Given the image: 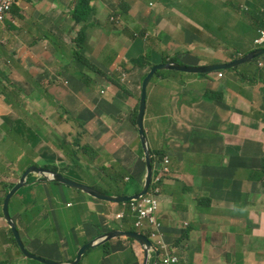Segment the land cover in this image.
<instances>
[{
    "label": "crops",
    "instance_id": "0c3cea01",
    "mask_svg": "<svg viewBox=\"0 0 264 264\" xmlns=\"http://www.w3.org/2000/svg\"><path fill=\"white\" fill-rule=\"evenodd\" d=\"M48 1L55 3L54 15L42 12L47 11ZM48 1L16 0L11 16L6 20L5 25L1 26L4 38L0 41L4 40L3 46H7L10 50L14 47L20 49L22 55L13 66L10 78H7L5 70L0 69V79L8 84L21 85L26 81L25 77L53 73L64 65L68 75L64 78V83H54L56 92L53 98L54 102L65 104L70 115L75 118H78L79 112L92 108V103L97 101L93 96L95 84L88 75L79 74L78 66L71 67L68 62L63 63L61 61L63 55L76 52L81 56L100 60L94 49L97 45H107L120 47L124 57L133 59L139 56L140 58L146 55L149 36H153L161 39L165 50L171 55H178L187 66L227 63L233 61L232 57L236 52H241L238 55L241 57L255 49L254 40L261 29L258 19L264 15V0H222V2L134 0L131 4L122 2L127 7V11L122 15L120 30L112 23H101L94 26V30L87 31L89 26L93 25L79 24L78 19L80 17L88 19L91 14L94 16L95 6L101 8L103 14H107L102 8V0H90L87 8L76 15L72 12L77 9L79 0H63L71 4L69 12L72 21L82 26V29L78 33L74 32L75 36H73L70 28L72 21L69 22L66 12L59 13L63 5L62 1ZM204 3L210 5L213 10V16L207 22L200 16L196 17L189 10L195 7L199 11ZM132 6L136 15L134 18L128 16ZM64 14L66 17L63 16ZM205 23L209 25V30L201 27V24ZM108 33L110 35L106 36ZM251 36H253L252 44L247 45ZM223 42L224 45H221ZM3 61L7 60L0 55V64ZM132 69L133 65L130 70ZM223 73L222 77L215 73L206 77L189 76L192 74L172 75L167 81H159V88L155 90V104L152 107V111L155 107L157 109L156 118L151 117L150 114L148 118L146 114L145 118V125L147 119L149 121L151 128L149 135L153 146L165 152V156L170 160L169 168L172 172V179L169 181L172 183L168 184L170 188L164 193L165 199L161 201L160 208L164 235L154 232L150 236L153 243L162 248L166 245L176 246L175 240L183 234L181 225H191L193 230L187 242H190L194 248L191 254L194 255L195 261L185 260L182 264H235L241 260L249 264L252 261L264 262V238L257 234L259 222L254 223L251 220L256 216L259 221L264 213V202L259 199L260 195L264 197L263 187L258 182H252V185L259 188L256 194L254 196L249 192L241 194L238 185L245 182L235 178L239 170L251 172L245 169L251 161L245 163L239 158V140H243L242 148L248 153L253 155L264 153V59L241 65L238 70L232 69ZM133 75L136 76V73ZM87 82L90 85H87ZM67 91L75 94L83 92L86 100L83 103L66 101ZM181 92L184 93L183 105L180 104ZM110 96L115 99L114 94ZM7 102L16 106L14 94L8 96ZM190 102L192 105H188ZM180 113L184 118L177 121V115ZM162 115H165L161 119L166 123L154 124ZM26 120L25 118V122L15 125L13 130L27 139L35 150H50L47 146L51 142L52 146L56 140L65 139L61 136L58 139L45 141L39 128L31 129ZM38 121L45 130L49 131L46 123L55 122V119L51 114L44 113ZM155 128H161L164 132V135L159 137V142L153 133ZM109 135L119 138L117 130L110 131ZM4 143V141L0 142V147L4 148V151L0 152V180L4 176L15 174L19 169L18 165L11 161L13 152L4 146ZM131 154L136 156L137 166L139 155L135 151ZM23 159H25L24 164L29 161V158L24 156L20 162ZM65 161L69 165L66 159ZM69 161L77 163L72 156ZM97 162L98 159L89 158L83 169L97 170ZM136 169L140 174L146 171L139 166ZM229 174L233 179L228 181L226 188L223 189L217 181L228 180ZM2 194L0 192V201ZM246 195L251 196L250 203L239 207ZM199 197H208L212 200V212L201 214V221L204 222L206 219L209 229L216 230L214 233L216 239L208 242L202 237L193 235L200 229L197 222L171 221V218L177 217L178 214L181 218L191 214L192 208L198 211L195 200ZM52 198L56 199V196ZM30 204H33V199L24 201L20 210L25 212ZM88 205L91 209L97 208V205L89 200ZM32 207L29 212H35L37 215L40 210L46 212L44 202L29 206ZM18 208L19 201L15 202V210ZM85 215L90 218L87 208ZM1 217L3 216L0 207V264H40L30 261L20 253L12 237L9 236L8 225ZM242 223L244 225H239ZM23 227L27 236L34 235L32 224L24 226L23 223ZM19 229L24 240L26 235L22 227L19 226ZM48 231L47 224L43 223L42 236L31 242H23L36 255L58 262H71L76 257L81 244L70 245L65 254L61 252L43 254L40 250L47 245ZM74 232H82L85 238L88 237L87 233L93 234L84 226L74 228ZM205 251L208 252L207 256L204 255ZM166 256L170 255L166 254ZM133 257V252L127 250L116 260L123 259V264H130Z\"/></svg>",
    "mask_w": 264,
    "mask_h": 264
},
{
    "label": "rangeland",
    "instance_id": "374dc122",
    "mask_svg": "<svg viewBox=\"0 0 264 264\" xmlns=\"http://www.w3.org/2000/svg\"><path fill=\"white\" fill-rule=\"evenodd\" d=\"M48 1V0H47ZM63 5V9L61 7V10L59 13L66 12L69 22L72 21L69 7L70 2H63L61 0ZM134 0H102V8L105 9V12L107 14H103V10L97 6L96 8V14L93 16V14L90 15V18H82L80 17L78 19L79 24L87 23L91 24L93 26H89L87 31L94 30V26H98L101 23H112L114 26H117L120 30L121 22L123 20L122 18V2H127L129 4L133 3ZM222 2V0H217ZM152 2H155V0H152ZM140 5V4H139ZM151 7V6H150ZM54 8L55 3L48 1V7L47 11H42L44 14H50L54 15ZM39 10V9H38ZM81 11L73 10V15L79 14ZM66 14L63 16L66 17ZM128 16L130 18H134L136 15L134 13V6H132V9H129ZM1 21L4 20V18L0 19ZM77 24L76 22L72 21L70 24L71 32L73 36H75V33H78L82 26ZM110 34H106V36H109ZM74 40V37H73ZM253 40V36L250 37L248 40L247 45H251ZM7 48V46L5 47ZM47 50V49H46ZM7 51L12 54L16 55V59L18 60L20 57V54L17 55L15 52L22 53L21 50L17 48H13V50H10L7 48ZM48 51V50H47ZM94 52L96 55L100 57V60H94L88 56H78L76 52H71L70 54L63 55V58L61 61L63 63L68 62V60L77 61L78 63L76 66H78V72L80 75H88L91 80H93V84L99 85L98 93L99 95L105 97L110 96L111 94H115V102L111 104L112 106L108 110L110 112V115L108 113H101L98 111H86L83 110L79 112L78 119L85 124V128L87 130V133L91 136L86 138V140H91V145L94 146V149L96 152H99L100 150H108L112 153L110 155L112 158H109L108 154L106 152L101 151L99 153V156L102 160H107L108 162H117L118 164V170L120 168H124L125 172L130 174L132 177L135 175L136 177L143 179L144 174L138 173V170L136 168L141 167L144 168L143 160L139 156V161L137 162L136 166V156L134 154H131L134 150V143L136 141L135 133H136V127L132 123L134 119L133 111L138 104V100L140 97V84L141 80L146 73L147 70L143 71V67L141 68H135L134 73H136V76L131 74V78L127 79V74L131 68L132 65H135L137 63V60L139 56H136L135 58L130 57H124L122 55V50L120 47H111L107 45H97L94 49ZM7 61H4V64L6 66H10V60L6 59ZM213 65V63H211ZM140 69V70H139ZM161 75V77H167L169 74H171L170 70H161L158 71ZM156 76V75H155ZM155 76L153 77L152 81L149 84L148 87V93H147V102H150L149 110L147 112V118L148 114H150L151 117H155L157 115V109L155 107L154 111H152L153 104H155V92L154 88L152 87L155 83ZM129 77V74H128ZM65 80H61L60 83H64ZM143 82V81H142ZM109 83H113L114 87L110 88ZM87 85H90V83L87 82ZM48 90L54 94L56 92V86L54 84H50L46 86ZM83 92H79L77 94L72 93L70 91H67L66 93V101H80L84 102L86 100V97L83 95ZM44 98L47 100V97L44 95ZM180 108V107H179ZM38 109L42 113H48L49 109L58 111L61 113L63 117H67L69 115L68 110L66 109L65 104H59L58 102H54V98L47 101L45 106H38ZM163 116H159L157 121L154 124H164L166 123L165 120L161 119ZM114 118V126H117V133L119 135V138L117 140V143L120 144V146L117 145L116 142L113 141V136L109 135L110 128L107 125V121L110 119L106 118ZM177 121L182 120L184 118L183 114L177 115ZM146 118V116H145ZM144 118V123H145ZM156 118V117H155ZM154 118V119H155ZM31 119V118H29ZM28 122V120H27ZM146 130V137L148 139V143L151 144V139L149 137V134L151 133V128L149 125V121L147 119L146 125H144ZM39 130L48 141H50V133L45 130L42 126H39ZM83 132V130L80 128V134ZM154 135L157 138V142H159L162 135H164V132L161 128H155L153 130ZM6 138V142L4 143V146H6L8 149L13 151L14 155L12 158V162L15 164L20 163L19 156L20 154H23V152H28L29 148L28 146L22 142L21 140H18L16 136L12 132V126L9 124L5 129L4 133L0 130V140ZM51 144H53L51 142ZM137 153V152H136ZM42 157V160L37 164V166H49L54 167L55 170L61 172L67 179L78 182V183H85L90 184L88 181L83 179L77 172V169H65V166L59 165V159L57 156L48 154L45 157ZM165 159V158H164ZM260 158L252 159V163H258L260 162ZM51 162H54L52 165ZM167 165V164H166ZM169 165V164H168ZM167 165V166H168ZM224 167V166H223ZM222 167V168H223ZM105 171V170H101ZM83 174V172H81ZM109 174H113L112 172H108ZM161 173V165L157 164L154 168V177L160 176ZM230 175V174H229ZM21 175H16L15 178H20ZM243 177H246L244 175ZM232 176L230 175V178L226 181H217L221 184L222 188H226V184L228 181H230ZM93 182L92 180L90 181ZM127 184L129 187L134 183L133 177L129 181H127ZM183 183V182H181ZM154 188V185H152ZM239 192L242 194L243 192H249L254 196L256 192L259 190V188L255 185H252L251 183L245 182L244 184H239ZM7 190V189H6ZM3 192L4 196V191ZM56 196V199H53L52 197ZM88 195L81 193L80 191L73 189L65 184L59 183H53L48 181H41L39 180L35 175L30 176V184L22 189L19 190V192L14 196V198L11 200L10 205V214L13 219H16L19 223V226L22 227L23 233L25 234V228L24 226H31L33 227L34 235L26 236L24 237V241L31 242L35 240L37 237L43 235L42 233V226H43V219H45L46 224L49 228L50 235H48V241L45 248H42L40 251L43 254H54V252L58 253L61 252L62 254H65L67 249L70 247V245L75 246L77 243L84 244L88 238H85L82 232H74V228H82L83 223L88 219V216L85 215V206L81 203L82 201H86V198ZM62 197V198H61ZM33 199V204H42V202L46 205V212L43 210H40L37 218L31 219L30 217L26 218L25 215H23V211L20 210V207H23L24 201H30ZM165 199L164 194H160L157 197L158 201H162ZM5 199H2L0 201V207L3 212V206H4ZM19 201V208L18 210H15V202ZM67 202H70L72 205L70 208L66 207ZM28 203V202H27ZM26 203V204H27ZM33 204H30L33 206ZM29 205V206H30ZM48 205V207H47ZM27 206V211L33 209L29 208ZM111 219L113 218V215L110 216ZM158 217L160 218V211H158ZM1 219H4L6 222V219L4 217H1ZM168 219V218H166ZM188 220H193L197 222L200 225V229L195 232L193 235L196 237H202L205 242L210 241L211 239H216L215 237V231L213 229H209L208 227V221L205 219L204 222L201 221V214H199L194 208H192V213L185 216L184 218H181L178 214L177 217L171 218V221H175L177 223H183ZM252 222L257 223L259 222V227L257 228V234L264 238V213L261 215V219L258 221L256 216L252 217ZM164 222V221H163ZM7 224V222H6ZM206 226H203V225ZM244 225V223L239 224ZM238 225V226H239ZM257 225V224H255ZM135 227V226H134ZM125 246L128 245V242H123ZM174 247V248H173ZM132 249V248H131ZM164 253L173 257L182 258L183 260L187 261H195L194 255L191 253L194 251V248L192 247V244L190 242L184 241L179 246H172L169 247L168 245L163 247ZM174 249V250H173ZM200 251H203V249H200ZM136 254V253H135ZM205 256L208 255V252L205 251ZM157 258L158 260L156 261ZM264 258V253H263ZM49 260V259H47ZM161 260L160 254L157 252L154 253V257H151L152 264H159ZM53 261V260H51ZM124 260H116V259H109L107 260L104 256V248L101 246L94 247L85 254L84 262L82 264H123ZM60 264V263H59ZM203 264V263H202ZM251 264H264L261 261H252Z\"/></svg>",
    "mask_w": 264,
    "mask_h": 264
},
{
    "label": "clouds",
    "instance_id": "9594fccd",
    "mask_svg": "<svg viewBox=\"0 0 264 264\" xmlns=\"http://www.w3.org/2000/svg\"><path fill=\"white\" fill-rule=\"evenodd\" d=\"M15 5H16V0H0V19L4 18L3 21L0 20V39L4 38V34H3L1 26L5 25V22L11 16V13H12ZM201 27L204 30H209V26H208V29H206V28H204V25L201 24ZM4 44H5V41L1 40L0 41V55H2L4 57V60H6V59L10 60V66H6L4 64V61H3V63L0 64V69L5 70L7 78H10L12 73H13V66L17 63L18 60L16 59V55H12L7 51V48H5L6 46H3ZM221 45H224V42L221 43ZM254 46H255V49L253 51L264 49V27L259 30V33L254 40ZM1 49L3 50V52L1 51ZM45 51H47V50L45 49ZM253 51H251V52H253ZM251 52H249L248 54H250ZM15 53L17 55L20 54V56L22 55V53H18V52H15ZM240 53L241 52H236V55H234L232 57L233 61H231V62H234L235 60H238V59L248 55V54H245V55L239 57L238 55ZM168 54L171 55L170 53H168ZM77 55L82 57L79 54H77ZM171 56L177 58L180 61V64L173 63V62H169L167 64L187 66L178 58V55H171ZM143 58H144V56L137 59V63L135 65H133L132 71H134L135 68H141L140 64L143 62V60H144ZM155 58H157L158 61L160 60L158 55H155ZM262 59H264V56L258 57L254 60L247 62V63L260 62V60H262ZM231 62L218 63V64H213V65L229 64ZM77 63H78L77 61L68 60V64L71 67H76ZM247 63H244V64H247ZM161 64H163V63H158L156 65H161ZM244 64H241V65H244ZM213 65L207 64V66H213ZM241 65H238V66L233 67V68L228 69V70L215 71V72H211V73H207V74H193V73L179 72V71L173 70V72H170L171 74H169L166 77V79L168 80V78L172 75L184 76V75L192 74L189 76L200 75L201 77H206V76H211L212 73L218 74L219 77H222L224 74L223 72L238 68ZM191 67H203V66H191ZM143 69H144L143 71L147 70L146 73L144 74V76H145L147 73L150 72V70L152 68L150 69V67H145V68L143 67ZM132 71L129 70V72H128L129 77H128V74L126 76L127 79L131 78V73L133 75L134 72H132ZM170 71H172V70H170ZM67 75H68V73L66 71L65 66L63 65L61 68H59L57 71H55L53 73L39 74V75H32L30 77H25L26 81L24 83H22L21 85H15L13 83L8 84L5 80L0 79V87H1L0 88V130L2 131V133H4V129L9 124H11L13 134L18 137L17 138L18 140H21L22 142H24L29 148L28 152H23V154H20V156H19V161H21V159L24 156H26V158H29V161L24 164L23 162L25 161V159H23L22 162L15 164V165H18L19 169L17 171H15V174L4 176V178H2L0 180V191H4L3 186L5 184H12L14 187V185L20 180V178L23 176V174L28 169H30L32 167L47 169L51 172L58 173V174L62 175L63 178L67 179L61 172L55 170L54 167L37 166V164L42 160V157H40V156L45 157L48 154L57 156L59 159V162H58L59 165L65 166V169H72V168L77 169L78 174L83 179H85L86 181H88L90 183V184H85V183H79V184L90 186V187L102 192L101 190L95 188L93 185L108 187V185L110 183V178L114 180V175L109 174L108 172H110V171H106L104 168H109L111 166L117 167L118 166L117 162L110 163L107 160H102L101 157L99 156V153L101 151H103V152H106L108 154L109 158H112L110 156V155H112V153L108 150H100L99 152H96L94 149V146L91 145V140H88V141L86 140V138L91 136V133L88 134L87 130L85 128L86 127L85 124L83 122H81L78 118H75L74 116L70 115V113L67 117H63L60 112L49 109L48 113L52 115L53 119H55V122L46 123V125L49 129L48 132L50 133V139L54 140V139H58L61 136L65 137V139H63L61 141L56 140L55 144L52 146L48 142L49 145L47 147L51 151L50 150H43L42 151V150L33 149L27 139L21 137L16 131L13 130V127L15 125H18L21 122H25V118L28 120V122H27V120H26V122L31 127V129L36 130L37 128H39V126H41L39 121H38V118H40L44 113L39 111L38 106H45L47 101H49L53 98L52 92L50 90H48L46 86L60 82L61 80H64V78H66ZM109 86L112 90V88L114 87V84L109 83ZM99 88H100L99 85L96 84L94 87L93 96L97 99V101L92 103V105H91L92 108H88V111L95 110V111H98L101 113L105 112V113H108L110 115V112L108 110L112 106L111 104H113L115 102L116 98L113 99L111 96L103 97V96L99 95V93H98ZM11 94H14L16 106H12L11 104H9L7 102L8 96H10ZM44 95L47 97V100L44 98ZM114 96H115V94H114ZM140 96H141V91H140ZM180 97H181L180 100H182L183 104H184V93L183 92L180 93ZM139 101H140V97H139L138 103H139ZM148 110H149V106L147 107L146 114H147ZM146 114H145V116H146ZM148 116H149V114H148ZM29 118H31V119H29ZM115 118L116 117L106 118V119H110L109 121H107V125L110 128V131H113V130L116 131V129H117V126H114V121H115L114 119ZM136 121H137V119H136ZM144 125H145V123H144ZM80 128L83 130V132L81 134H80ZM144 129H145V127H144ZM145 134H146V130H145ZM51 136H53V138H51ZM149 137L151 139L150 135H149ZM135 138H136V141L138 139H140V135H139V132L137 130V125H136ZM46 140L47 139L45 138V141ZM117 140H118L117 136L113 138V141L116 143H117ZM2 141L6 142V138H3L0 140V142H2ZM140 141H141V139H140ZM147 141H148V139H147ZM238 144H239V152H238L239 158L245 163H248V161H251V164H247L245 169H249L251 171V173H252V171L260 172L259 167L264 162V153L262 155L250 154L247 152L246 149L242 148L243 140H239ZM117 145L120 146L119 143H117ZM141 145H142V143H141ZM149 146H150V150H152L151 148H153V150H156L153 146L152 140H151V144H149ZM133 150L135 152H137L138 155L141 157L139 149L133 148ZM3 151H4V148H3V146H1L0 152H3ZM92 151L96 154V156H93L91 154ZM143 153H144V151H143ZM13 155H14V153H13ZM70 156H72L76 160V162H77L76 164L71 163L69 161ZM89 158H94L95 160L98 159V162L96 165L97 170L91 171V170L83 169L84 165H87V161ZM256 158H260L261 161L253 164L252 159H256ZM65 159L69 162V165L67 164ZM141 159L143 160L144 169H146L145 156L141 157ZM53 163L54 162H51V164H49V165H52ZM166 164L170 165V160L166 156H164L163 161L161 163L160 176L154 177V170H153L152 184H151L147 194L142 196L139 200L130 201L133 203V210L135 212L136 220L131 221V224L129 226L123 225L124 220L122 218L124 217V213L122 211L117 210V209L115 211H112L107 206V203H111V202L94 198L90 194H88L87 192L80 190V189H76V190L80 191L81 193L88 195L87 196L88 198H86V201L81 202L85 206V208H87L89 210V213H90V218H88L83 223V226H85L86 224H89L92 226H93V224L94 225L100 224L103 226V230H108V231H103L102 234H97V233L95 234L94 232H92L94 234L87 233L88 234V237H87L88 240L84 244H81V246L77 250V254H78L79 250L84 245L88 244L92 240H94V239H96L102 235H106V234L111 233L113 231H119V230L125 231L128 233H133L131 231H127V230H123V229L119 228V225L120 226L123 225L125 228H129L130 226H135V228L137 229V232H135V234H138L140 236H145L152 243L153 247H152V251L149 252L148 264H152L151 257H154L155 252H157L161 256V260H160L159 264H182V263H184L185 260H183L182 258H177V257H173V256H166V254L164 253V249L161 246H159L158 244L153 243L151 236H150V234H152L154 232L158 235H160V234L164 235L163 230H162L163 229L162 222H161L160 218L158 217V211H160V208H161V201H158L157 197L161 193L164 194L158 187L159 183H165V184H171L172 183V182H169L172 179V178H170L171 170L169 168V165L167 166ZM51 168H53L54 170ZM122 169L125 170L123 167H122ZM101 170H105V171L103 172ZM81 172H83V174ZM16 175H21V177L15 178ZM31 175H35L41 181H48L46 178H42L39 175L32 173L28 177L27 186L30 184V176ZM130 177L131 176L128 173V177L125 178L126 183ZM132 177H133V181H136L143 189V186H144L145 180H146V171L144 172V178L143 179H140V178L136 177L135 175H133ZM132 177H131V179H132ZM67 180H69V179H67ZM91 180L93 181L92 183L90 182ZM139 180L143 181V183H141ZM69 181H71V180H69ZM71 182H74V181H71ZM53 183H56V184L62 183V184L67 185L66 183L59 182V181H54ZM74 183H78V182H74ZM120 183L124 184L122 181H120ZM152 185H154V188L152 187ZM67 186H69V185H67ZM167 186H169V185H167ZM73 189H75V188H73ZM10 190L8 191V193L10 192ZM6 192H7V190L4 191V196L1 197V200L6 198V196L8 194V193L6 194ZM102 193L107 195V196H113L110 194H106L104 192H102ZM113 197H120V196H113ZM146 198H151V199L155 200L157 203V209H156L154 217H155V220H156L158 226L152 224L149 219L142 218V216H141L139 205ZM88 200L91 202H94L97 205V208L91 209V207L88 205ZM121 204H125V203H121ZM71 205L72 204L70 202H67L66 207L70 208ZM44 207L46 209L45 203H44ZM26 210H27V207L25 209V212H26ZM9 211H10V203H9ZM211 212H212V210H211ZM198 213L202 214L200 212H198ZM9 214H10V212H9ZM100 214H104V215L100 216ZM111 215H113L112 219L110 217ZM2 216L4 217L3 212H2ZM10 216H11V214H10ZM11 218H12V216H11ZM14 221L17 222L16 220H14ZM17 226H18V223H17ZM183 226H188V224H186V225L182 224L181 225V228L184 229ZM9 229H10V227H9ZM17 229L20 233L19 226L17 227ZM13 236H14V234H13ZM20 236H21V239L23 242L24 240L22 238L21 233H20ZM14 238H15V236H14ZM128 238H131V237L122 236V237H118V238H112V239L106 241L105 243L99 245V246L104 248V256H106L105 251L107 248L110 249L111 252L113 253V255L106 257V259H108V260L111 258L117 259L123 253H125V251H127V250L125 249V245L123 244V242H125V241L128 242ZM190 238H191V235H190ZM188 240H184V241H188ZM15 241H16V238H15ZM137 241L140 243L141 247H138L136 249H134V248L131 249V252H133L134 256L138 259V262L135 264H145V260H146L145 246H143L139 240H137ZM106 244H109V246L107 248H105ZM15 245L18 248V250L20 251V253L24 257H26L21 252V250L17 244V241H16ZM179 245H177V246H179ZM24 246L31 254H33L37 257L46 259V260L48 259V258H45V257H42V256H39V255L32 253L27 248L25 243H24ZM77 254H76V257L71 262H74L76 260ZM84 258H85V254L82 257V260L80 261V263L81 262L83 263ZM27 259H29L30 261L36 262V263L44 264V263H41L39 261L30 259V258H27ZM154 259H156V261L158 260L157 258H153V261H154ZM49 260H52V259H49ZM53 261L58 262L55 260H53ZM71 262H67V263L59 262V263L69 264Z\"/></svg>",
    "mask_w": 264,
    "mask_h": 264
},
{
    "label": "trees",
    "instance_id": "16d2710c",
    "mask_svg": "<svg viewBox=\"0 0 264 264\" xmlns=\"http://www.w3.org/2000/svg\"><path fill=\"white\" fill-rule=\"evenodd\" d=\"M90 0H79L78 6H77V10L78 11H82L85 8H87V6L89 5ZM122 7V12L124 15L127 11V7L124 4H121ZM191 11V13L193 15H195L196 17H201V19L205 22L208 21V19L212 18L213 16V10L210 7V5H208L207 3H204L198 11V8L195 7H191L189 9ZM259 21V28H263L264 27V15L263 17H261L260 19H258ZM204 28L208 29V24L205 23L203 24ZM153 36H149V40H148V50L146 52V55L144 56V60L143 62L140 64L141 67H150L153 68L156 64L158 63H163V64H167L169 62H173V63H178L180 64V61L169 55L167 53V51L165 50L164 46L162 45V40L159 38H156ZM1 51L3 52V50L1 49ZM155 55H158L159 57V61L157 60V58H155ZM238 68H235V70H238ZM148 74V73H147ZM146 74V75H147ZM146 75L142 78L141 80V84H140V91H141V86H142V81L143 79L146 77ZM159 81H167L166 77H161L160 73L157 72L156 76H155V83L152 86L154 88V92L158 87V82ZM180 104L183 105V101L180 100ZM188 105H192V102L188 103ZM149 106V102H147V107ZM138 109H139V103L136 105L133 114H134V119L132 121V123L134 124V126L136 127V119H137V114H138ZM134 148L139 149L140 150V155L141 157H144V153H143V148L141 145V141L140 139H138L135 143H134ZM151 157H152V167L153 170L155 168V166L157 164H161L163 161V157L165 156V152L162 149H156L153 150V148H151ZM93 156H96V154L92 151L91 153ZM119 166L115 167V166H111L109 168H104L106 171H110L113 173L114 175V180L110 178V183L108 185V187H103V186H99V185H93L95 188L101 190L102 192L106 193V194H110L113 196H133L135 194L140 193V191L142 190V187L136 182L134 181V183L131 185V187H129L125 182V178L128 177V174L122 169L120 168V170H118ZM53 169V168H51ZM260 172L258 171H245V170H239L237 175L235 176V178L243 180L244 182H248V183H252V182H258L262 185L263 187V192H264V162L261 164V166L259 167ZM54 170V169H53ZM244 175H246V177H243ZM170 178H172V172L170 175ZM131 179V177L129 178V180ZM120 181H122L124 184L120 183ZM168 184L165 183H159L158 187L159 189L163 192L166 193V191L170 188L169 186H167ZM13 187L12 184H5L3 186V190L5 191L7 189L6 194L8 193V191ZM250 198L251 196L246 195L244 196L242 202L239 204V207H243L244 205H246V203H250ZM259 199L262 200L264 202V197L262 198V195L259 196ZM196 201V208L198 209V212L202 213V214H209L211 213V203L212 200L208 197H200L198 199L195 200ZM107 206L112 210L115 211L120 210L124 213V217L122 218L124 220L123 225L124 226H129L131 224V221H135L136 220V216H135V212L133 210V203L132 202H127L125 204H115L113 202L111 203H107ZM48 207V205H47ZM23 215H25L26 218L30 217L32 220L37 216V214L35 212H24ZM43 223L46 224L45 219H43ZM123 225H119V228L123 229V230H127V231H131L133 233L137 232V229L134 226H130L129 228H125ZM183 234L181 236H179L176 240H175V245H179L181 242H183L184 240H188L190 238V235L192 233L193 227L191 225L188 226H183ZM84 228H89L92 232H94L95 234H102L103 231H108V230H103V226L100 224H93L89 225L86 224L84 226ZM93 233V234H94ZM48 235H50V232L48 231ZM9 236L12 237L14 244L16 243L15 238L11 232V230L9 229ZM48 237V236H47ZM109 246V244L105 245V248H107ZM141 247L140 243L134 239V238H128V245L125 246L126 250H131V248H138ZM106 256L105 257H109L111 255H113V253L111 252L110 249H106L105 251ZM138 262V259L134 256L132 259V262L130 264H135ZM82 264V262L80 263ZM235 264H249L248 262H245L244 260L235 262Z\"/></svg>",
    "mask_w": 264,
    "mask_h": 264
},
{
    "label": "water",
    "instance_id": "95a60500",
    "mask_svg": "<svg viewBox=\"0 0 264 264\" xmlns=\"http://www.w3.org/2000/svg\"><path fill=\"white\" fill-rule=\"evenodd\" d=\"M264 56V49L263 50H255L251 52L250 54L235 60L234 62H231L229 64H222V65H213V66H203V67H191V66H182V65H175V64H161V65H156L154 66L148 75L144 78L142 82V87H141V96H140V101H139V109H138V115H137V130L140 135L143 151H144V156H145V164H146V180L145 184L143 186L142 191L139 194L133 195V196H120V197H113V196H107L103 194L102 192L90 187L86 186L83 184L79 183H74L71 182L65 178H63L62 175L51 172L47 169L43 168H36L32 167L28 169L23 176L20 178V180L14 185V187L10 190V192L7 194L5 201H4V206H3V214L6 219V222L8 226L10 227L12 233L14 234L17 244L21 250V252L30 259L39 261L44 264H59V262H54L51 260H46L40 257H37L33 254H31L24 246V243L22 242L20 233L17 229V222H15L10 214H9V203L11 199L19 192L20 189L24 188L27 186V180L30 174L35 173L39 175L42 178H46L49 182H54V181H59L66 183L72 188L75 189H80L88 194H90L92 197L108 201V202H114L116 204H121V203H126L134 200H139L142 196L147 194L151 184H152V179H153V168H152V158H151V150L150 146L148 144L146 134H145V129H144V118L147 110V93H148V87L150 82L152 81L153 77L158 71L161 70H175L179 72H186V73H193V74H207L215 71H221V70H228L233 67H236L238 65L247 63L251 60H254L258 57ZM122 236H128L131 238H134L136 240H139L143 246H145V253H146V260L145 264H148V257H149V252L152 251V243L150 242L149 239H147L145 236H140L135 233H128L125 231H113L111 233H108L106 235H102L88 244L84 245L78 252L77 258L74 262H71L69 264H79L80 261L82 260V257L84 254L87 253V251L91 248L97 247L106 241L112 239V238H118ZM63 264V263H60Z\"/></svg>",
    "mask_w": 264,
    "mask_h": 264
},
{
    "label": "built area",
    "instance_id": "2783aa9c",
    "mask_svg": "<svg viewBox=\"0 0 264 264\" xmlns=\"http://www.w3.org/2000/svg\"><path fill=\"white\" fill-rule=\"evenodd\" d=\"M139 207H140V213H141L142 218H147L150 220L152 224L158 226L155 220V217H154L156 209H157L156 201L151 198H146L141 202Z\"/></svg>",
    "mask_w": 264,
    "mask_h": 264
}]
</instances>
